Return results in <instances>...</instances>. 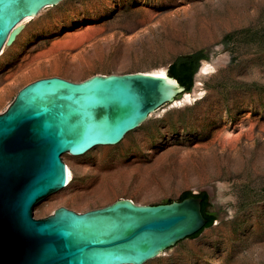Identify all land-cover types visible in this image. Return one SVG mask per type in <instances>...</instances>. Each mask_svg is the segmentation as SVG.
<instances>
[{
	"label": "rangeland",
	"instance_id": "374dc122",
	"mask_svg": "<svg viewBox=\"0 0 264 264\" xmlns=\"http://www.w3.org/2000/svg\"><path fill=\"white\" fill-rule=\"evenodd\" d=\"M79 37L74 47L60 45ZM104 44L106 52L88 58ZM201 52L206 59L196 74L203 60L214 70L202 77L200 98L166 104L162 116L153 114L110 150L83 159L104 168L133 164L127 186L82 211L57 207L83 212L120 198L158 205L211 189L214 224L146 264H264V0H65L1 51L0 114L40 78L143 72ZM92 176L76 179L84 186ZM139 186L156 193L141 196ZM57 192L35 207V217L53 213L48 206Z\"/></svg>",
	"mask_w": 264,
	"mask_h": 264
},
{
	"label": "water",
	"instance_id": "95a60500",
	"mask_svg": "<svg viewBox=\"0 0 264 264\" xmlns=\"http://www.w3.org/2000/svg\"><path fill=\"white\" fill-rule=\"evenodd\" d=\"M62 1L0 0V53L26 18ZM186 92L169 75L144 72L50 76L21 88L0 114V264H145L202 230L207 218L196 196L158 205L120 198L83 212L60 206L34 215L67 185L65 153L121 142Z\"/></svg>",
	"mask_w": 264,
	"mask_h": 264
},
{
	"label": "bare ground",
	"instance_id": "6f19581e",
	"mask_svg": "<svg viewBox=\"0 0 264 264\" xmlns=\"http://www.w3.org/2000/svg\"><path fill=\"white\" fill-rule=\"evenodd\" d=\"M50 7H54V6H50ZM50 7H46L42 11ZM36 17L37 16L26 18L18 26V27H24L21 30V32L25 29L26 24L28 22H31ZM79 38L80 41L83 40V37H79ZM7 46L8 45L4 46L3 51ZM121 46L124 52H127L130 49V45L128 44H122ZM108 49H109V44H104V46L99 45L97 49H95L92 53H90L88 58L92 59L96 55L103 54ZM55 66L57 65L55 64ZM71 66H73V64L70 63L69 67ZM168 68H169L168 66H160L158 68H154L152 70L143 71V72L149 73L151 75L168 77ZM79 70H80L79 66H76V68L74 69L76 74L80 73ZM213 70H214V65L209 60H203L202 65L198 73L196 74V80H195L196 89L193 92H186L180 98L169 103L168 107L170 108L182 107L188 103H193L198 98H200V96L203 95V92L199 91V87L202 85V81H201L202 77L211 73ZM167 109H168L167 107H165L164 109L163 107H161L156 112L152 113L150 116H152L155 113L158 114V116H162L163 113L167 111ZM125 143L126 140L123 142V144ZM109 146L111 145H98L83 155H72L70 153H65L67 154L65 157L67 158L68 161L67 185L61 190H59L57 194H55L52 197V201L50 202L48 208H50L51 210H55L56 207L59 205H67L82 211V209L88 208L92 203L94 204L107 203L111 201L113 195L115 194V192L119 187H122L123 185L127 186L129 179L132 177V174L137 171L136 166H133V164L114 166L113 168L110 167L104 168L100 166L97 162L94 163L83 162L84 161L83 159L89 154L98 153L99 151L110 150L111 147ZM182 164L184 166L186 162ZM87 171L92 172L93 176L91 179H89L87 184L83 186L81 185L82 183L76 179V176L77 173L85 174ZM134 190L136 193H139L141 196H149L156 193V192H144L141 186L135 187Z\"/></svg>",
	"mask_w": 264,
	"mask_h": 264
},
{
	"label": "trees",
	"instance_id": "16d2710c",
	"mask_svg": "<svg viewBox=\"0 0 264 264\" xmlns=\"http://www.w3.org/2000/svg\"><path fill=\"white\" fill-rule=\"evenodd\" d=\"M202 59H206V56L203 52L191 55L190 57L187 56L183 59L181 63L174 62L169 67L168 75L177 79L183 86L186 87L187 91H191L194 86V76L198 70L199 61ZM191 196L202 198V212L207 218L206 226L193 235L197 236L205 228L214 224L215 220L217 219V215L210 210L211 203L209 193L207 191H201L198 194H193L191 191H188L183 195L181 200Z\"/></svg>",
	"mask_w": 264,
	"mask_h": 264
},
{
	"label": "crops",
	"instance_id": "0c3cea01",
	"mask_svg": "<svg viewBox=\"0 0 264 264\" xmlns=\"http://www.w3.org/2000/svg\"><path fill=\"white\" fill-rule=\"evenodd\" d=\"M65 1V0H64ZM63 2V1H62ZM60 4V3H59ZM58 4V5H59ZM79 40V41H78ZM82 40L80 41V38H76L75 40L69 41V42H64L61 43L60 45L63 46L64 48H71L76 46L77 44L81 43Z\"/></svg>",
	"mask_w": 264,
	"mask_h": 264
},
{
	"label": "flooded vegetation",
	"instance_id": "af4514ba",
	"mask_svg": "<svg viewBox=\"0 0 264 264\" xmlns=\"http://www.w3.org/2000/svg\"><path fill=\"white\" fill-rule=\"evenodd\" d=\"M210 197V196H209ZM210 203H211V198H210ZM211 206H212V203H211Z\"/></svg>",
	"mask_w": 264,
	"mask_h": 264
}]
</instances>
